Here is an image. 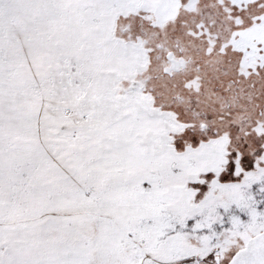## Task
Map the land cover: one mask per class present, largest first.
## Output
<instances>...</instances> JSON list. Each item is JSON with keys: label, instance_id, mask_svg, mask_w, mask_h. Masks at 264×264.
I'll use <instances>...</instances> for the list:
<instances>
[{"label": "snow or ice", "instance_id": "6c2138e0", "mask_svg": "<svg viewBox=\"0 0 264 264\" xmlns=\"http://www.w3.org/2000/svg\"><path fill=\"white\" fill-rule=\"evenodd\" d=\"M0 264H264V0H0Z\"/></svg>", "mask_w": 264, "mask_h": 264}]
</instances>
